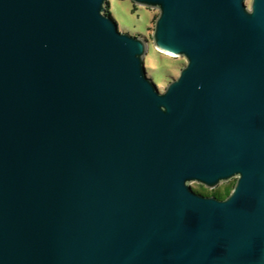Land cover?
<instances>
[{
	"label": "water",
	"instance_id": "95a60500",
	"mask_svg": "<svg viewBox=\"0 0 264 264\" xmlns=\"http://www.w3.org/2000/svg\"><path fill=\"white\" fill-rule=\"evenodd\" d=\"M131 1L162 91L110 0H0V264H264V0Z\"/></svg>",
	"mask_w": 264,
	"mask_h": 264
},
{
	"label": "rangeland",
	"instance_id": "374dc122",
	"mask_svg": "<svg viewBox=\"0 0 264 264\" xmlns=\"http://www.w3.org/2000/svg\"><path fill=\"white\" fill-rule=\"evenodd\" d=\"M246 2L249 4L250 0H246ZM111 3L113 15L119 23V29L121 31H127L133 35L143 36L149 41V50L145 56V65L148 74L152 76L160 90H164L169 81L178 76L179 69L186 62L182 56H173L166 52H160L152 46L151 28L158 15V10L156 8H148L139 5L134 9V5L130 0H111ZM104 13H106V6ZM171 59H174L175 61H170ZM161 60L169 65L166 78H161L160 76L155 77L151 72L153 68L155 69L156 66L162 62ZM231 180H235V178H232ZM223 183H220L218 186ZM190 184L193 188L203 186L196 181H192ZM206 189L211 190L210 188Z\"/></svg>",
	"mask_w": 264,
	"mask_h": 264
},
{
	"label": "trees",
	"instance_id": "16d2710c",
	"mask_svg": "<svg viewBox=\"0 0 264 264\" xmlns=\"http://www.w3.org/2000/svg\"><path fill=\"white\" fill-rule=\"evenodd\" d=\"M133 5H134V9L137 8V5L136 4L133 3ZM106 13L109 14V15L113 14L111 0H110L109 5L106 6ZM170 61H175V60L174 59H171ZM168 67H169V65L166 62L162 61L161 63H159L156 66L155 69L153 68L151 70V72H152V74L155 77L160 76L161 78H166V74L168 72L167 71L168 70ZM234 183H235V180H231V181L229 180V181L224 182L220 186H218L216 188H213L211 190H208V189H206L203 186H199L198 188H194V190L197 191V192H200V193H202L204 195H214V196H216L219 199H223V198H225L229 194V192L231 191Z\"/></svg>",
	"mask_w": 264,
	"mask_h": 264
}]
</instances>
